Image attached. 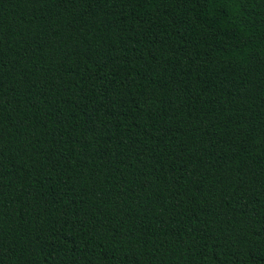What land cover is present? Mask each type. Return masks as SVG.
<instances>
[{
  "label": "trees",
  "instance_id": "16d2710c",
  "mask_svg": "<svg viewBox=\"0 0 264 264\" xmlns=\"http://www.w3.org/2000/svg\"><path fill=\"white\" fill-rule=\"evenodd\" d=\"M0 264H264V0H0Z\"/></svg>",
  "mask_w": 264,
  "mask_h": 264
}]
</instances>
